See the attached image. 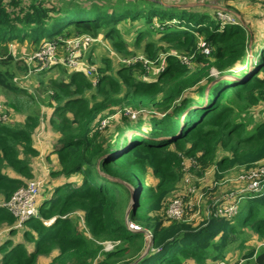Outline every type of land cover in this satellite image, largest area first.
Wrapping results in <instances>:
<instances>
[{"label": "trees", "instance_id": "1", "mask_svg": "<svg viewBox=\"0 0 264 264\" xmlns=\"http://www.w3.org/2000/svg\"><path fill=\"white\" fill-rule=\"evenodd\" d=\"M218 13L169 16L157 0H0V91L6 109L24 118L0 122V232L19 231L21 239L3 238L0 264H38L40 257H52L49 264H215L246 250L250 233L264 241V191L245 194L232 219H191L195 209L183 220L166 217L184 180V158L197 164L190 170L197 178L213 169L215 183L264 163V121L252 113L245 122L232 108L239 102L248 112L264 102V37L256 41V30L240 22L223 25ZM99 36L132 63L115 66L109 55L98 54L96 84L57 64L44 70L56 77L32 74L39 94L14 81L34 65L15 57L12 42L36 52L48 42L64 49L70 39ZM140 56L143 61L134 59ZM214 68L221 78L238 80L209 79ZM45 105L58 138L57 168L39 215L16 229L2 205L34 178L40 153L33 143ZM126 111L137 119L123 114L124 128L105 135L101 124ZM129 186L138 202L127 216ZM216 189L202 190L212 212L224 203L223 196H212ZM105 242L119 245L107 252ZM243 259L264 264V248L247 249Z\"/></svg>", "mask_w": 264, "mask_h": 264}, {"label": "rangeland", "instance_id": "2", "mask_svg": "<svg viewBox=\"0 0 264 264\" xmlns=\"http://www.w3.org/2000/svg\"><path fill=\"white\" fill-rule=\"evenodd\" d=\"M80 1H83V0H80ZM257 0H255L256 2ZM195 2H197L195 0ZM255 2H251V4L247 5L248 7V11L249 13H257L259 12L260 8L261 7H264V0H260L259 2L255 3ZM187 3V2H185ZM258 7V8H257ZM161 13H164V14H167L169 16H177V17H180L182 16V14L177 10V9H169V8H166V7H161ZM223 13H226V14H229L228 11H225V10H222V9H219V13H218V17H219V14H223ZM256 15V14H255ZM224 16H228L231 18L232 21H235L237 20L236 19V16L233 14H229V15H225ZM219 20L223 23V25H227L225 22H229V19H220ZM238 24V22H237ZM140 27V25H137ZM127 27V26H126ZM128 27H130L128 25ZM127 27V28H128ZM258 29V28H257ZM260 31H262L261 29H259ZM263 32V31H262ZM101 36H99L97 39H99ZM254 37H257V40L258 41L260 39V37L258 36H254ZM133 36H130V40H133ZM95 39V40H97ZM241 41H243V38L241 36V38H239ZM202 38L199 39V41L201 42ZM16 43L18 44V42H12L11 43V50L15 53V54H18V50H25V51H29V47L27 44H19V47L16 46ZM50 44H53V45H56L57 46V49H58V57L62 60L65 58L66 56V52L64 49H61V47L57 44V43H51V42H48ZM46 43V44H48ZM93 43H96V42H93ZM93 43H89L88 47L86 48V50H84L83 52L87 51L86 53H88V56H86V54L83 56V60L86 61L87 63H90L92 61H95L96 64H94L93 66H96V68L99 66V60L98 59L100 57V55L98 54H105V55H109L110 58L112 60H114L116 63H114L115 66L119 65L120 63L122 64V61H125L124 58H119L115 52L112 51V49L110 48V46L105 43L104 41H101V48L99 47H92L91 45ZM248 43V42H247ZM257 43V42H256ZM46 44H42V46L39 48V50L37 51H40L42 48L45 47ZM252 44V43H251ZM205 45H202V48H204ZM65 47V46H64ZM23 52V51H22ZM90 53V55H89ZM206 53H208V51H206ZM91 56V57H89ZM98 56V57H97ZM249 57L251 58V55H249ZM89 58V59H88ZM92 58V59H91ZM136 60H140V61H143V58L142 56H140L139 58H134ZM26 60V59H25ZM181 60L183 61V63L186 62V58L181 56ZM128 61V60H126ZM133 59L132 60H129V63L131 62L132 63ZM135 62V60H134ZM31 65H34V67H32V72L35 71V73H30L28 74V76H26L25 74L24 75H19L16 77V79L18 80V84L19 86L27 89V90H30L31 92L33 93H36V94H39L37 90H35V88L33 87L36 81L35 77L32 75V74H38V75H42L41 73L44 71V70H41V71H37L39 69L38 67V64L35 63L33 64V61L30 62ZM59 64H62V63H59ZM117 64V65H116ZM64 65V64H62ZM164 65V63H162V66ZM65 66V65H64ZM244 66V71H246L248 68L244 65V64H241V63H238L237 64V67L240 69ZM34 68V69H33ZM68 68V67H67ZM150 68V73L152 72H158V69L157 68H153L152 66L149 67L148 66V69ZM69 69V68H68ZM160 69V68H159ZM71 70V69H69ZM72 72L74 70H71ZM241 71V70H240ZM238 71V72H240ZM242 73V72H240ZM43 74H46V76L48 77H51V76H54L56 77L57 75H55V72H51L50 70L44 71ZM97 74H98V69H97ZM97 77V76H96ZM262 78H264V74L261 75ZM209 79L212 78V79H229L231 81H234L238 78H235V77H228V76H224L221 78V75H220V72L218 70H216V68H214L213 70H211L210 72V76L208 77ZM192 81V80H190ZM196 89V87L194 89H192L191 91H194ZM1 93V92H0ZM4 96L5 94L2 93ZM2 98L3 96L0 95ZM46 97V95H44L43 99ZM5 98H7L5 96ZM239 102H235L234 105H232V108L235 109V111L237 112V115L240 116V119L245 121V122H250V119L249 118H252V113L253 114H256L258 115L257 118L259 121L263 120V116L260 114V107L257 106V108L249 110L248 112L247 111H242V108H240L239 106ZM49 112H50V109L48 108V106H42L40 108V114L39 116L41 117V124L39 126V129L37 130L36 134L35 135H40L41 136V142H45V143H48L49 141L52 143V140L54 138V136L56 135L55 132L51 129L50 127V122H49ZM123 114H125L126 116H130L132 119H134L136 117L137 119V115L138 113L133 114L130 112V111H126V112H119L118 114H114L111 116V118L109 119H106L107 121H104L106 123V128H104V133L105 135H109V134H112V133H115L116 130L120 129V128H124V123H123ZM135 115V116H134ZM149 115H147L146 113H144V116L145 117L144 119H147ZM255 116V115H254ZM135 119V120H136ZM22 116H19L18 115V123H21L22 122ZM253 125L251 127H249V130L253 129ZM45 156V153L43 155V158ZM183 160H185L187 162V164L185 166H188L189 168V173H188V176L191 177V183L190 185L191 186H187L185 184V182L183 181L180 185H179V188L177 189V191L175 192L174 196H173V199L170 201V204L176 200V199H182V200H186V201H189L191 203L193 202H197L199 196L201 194H203L202 190L204 188H207V187H210V188H214L216 187L217 189V192L215 193H212V196L213 197H221L223 196L224 198L229 196L230 194H235L237 193L240 189L242 190L244 188V183H240L238 178L244 173V171H241L240 170H235V171H232L230 173H228L225 177L224 180H222L221 182L219 183H215L214 180H215V177H214V170L212 169L211 171L207 172L205 174V176L203 178H197L195 176V174H193L190 170L193 168V166H196L194 165L192 162H188L189 161V158H184ZM41 162V160H39ZM264 163H262L261 165H263ZM185 166H183V172L185 174V171H184V168ZM46 168H48L49 170H51L52 168H54L53 166H47L45 165ZM258 170L255 171V173H257ZM39 175L35 176V179H43L45 182H46V185L44 188H42L43 190H41L42 192L41 193H44L46 191H48V186H47V180H45L44 178H36L38 177ZM46 177V176H45ZM34 179V178H33ZM32 179V180H33ZM30 180V181H32ZM28 181L27 184L30 182ZM150 182V181H149ZM152 182H156V180L153 178L152 179ZM151 183V182H150ZM24 188V187H23ZM189 189H195V193L193 194H190L189 193ZM43 195V194H42ZM41 195V197H42ZM230 197H234L235 199L236 198V195H230ZM209 200H210V196L207 195V198L204 196V198L202 200H200L198 202V206H199V211H203L205 210L208 205H209ZM39 205H40V198H39ZM197 221H200V220H197ZM196 223V222H195ZM80 225H81V228H82V231L85 232L86 234H88V231H87V226L85 225L84 221H80ZM8 234V233H7ZM18 234H19V231L15 232L14 234H11V235H7L5 236L4 235V241H6L8 238H10L14 243H15V239L18 237ZM251 235V239L250 241H248L246 243V250H235L234 252H232L228 257H227V261L226 263L227 264H237V263H240V264H245L247 261H244L243 259V256L244 254H246L247 252V249H250V248H264V241L260 240L259 237L255 234H252L250 233ZM106 243V242H105ZM104 244V243H103ZM52 260V257L51 258H45V257H40L39 260H38V264H49ZM219 263V262H218ZM187 264H196L195 261H188ZM208 264H212V263H208ZM216 264V263H215Z\"/></svg>", "mask_w": 264, "mask_h": 264}, {"label": "built area", "instance_id": "3", "mask_svg": "<svg viewBox=\"0 0 264 264\" xmlns=\"http://www.w3.org/2000/svg\"><path fill=\"white\" fill-rule=\"evenodd\" d=\"M224 14L229 15L226 13L219 14V18L229 19V22H225L227 25L237 24V20L232 21L230 17L224 16ZM98 41L99 39L94 40L91 39L90 37L74 38L65 41L64 50L66 52V56L62 60L58 57L57 46L49 43L46 44L45 47L42 48L40 51H36L31 61H37V64L40 65L37 71L45 70L47 68H50L51 66L62 63L71 70L85 73L86 77L93 79V82L96 84L98 81L96 77L97 68L83 60V56H84L83 51L86 50L89 43L98 42ZM122 64L127 65L129 64V61L126 60L122 61ZM14 81L18 83L17 79H15ZM259 107H260V114L263 116V120L261 121H264V102ZM13 115H15L13 111L6 109V107L3 104H0V122L2 123L15 122ZM105 126L106 123L103 122L101 124L100 129L105 128ZM36 138L38 141L40 140L41 136L37 134ZM188 162H192L194 165H196L195 167H197V164L195 163L194 160L189 159ZM186 164L187 162L183 160V166H185ZM256 170H258L257 173H255ZM184 171L185 174L183 181L187 186H191L190 185L191 177L188 176L189 173L188 166H185ZM238 180L240 183H244L245 185L242 190L240 189L237 193L230 194V195H236L237 199H235L234 197H230V195L225 197L224 203L221 206H219L215 210V212H212L208 207L203 211H199L198 202L202 200L205 196L204 194H201L197 202H193V203L182 199L174 200L166 209V217L172 221L183 220L186 214L192 212V210L195 209L196 213L192 216L191 219H198L200 218L201 214H203L205 218L211 215L226 219L234 218L238 214L240 203H242L243 196L245 194L264 191V164L259 165L257 168L253 170L244 171V173L238 178ZM44 183L45 182L43 180H38V179H34L30 181L24 188L16 192L9 201H7L2 205V207L8 210V212L11 213L17 220V224L15 226L16 229H21L28 219H30L33 216L37 217L39 215V197L41 194V190L44 187ZM189 193L190 194L195 193V189H189ZM130 228L135 231L139 229L138 227H135L133 225H131ZM7 233L8 230L0 232V243L4 238V235H6ZM103 245H104V250L109 252L114 250L119 245V243L106 242ZM0 260H1V255H0ZM216 264H227V263L219 262Z\"/></svg>", "mask_w": 264, "mask_h": 264}, {"label": "crops", "instance_id": "4", "mask_svg": "<svg viewBox=\"0 0 264 264\" xmlns=\"http://www.w3.org/2000/svg\"><path fill=\"white\" fill-rule=\"evenodd\" d=\"M157 1L158 3H160L161 7L163 6L169 9H177L181 14L196 13V14H210L211 15L216 12H219V9L228 11L229 14L231 15L234 14L236 16L237 22H240V24H242L245 28H251V29L253 28L254 30H256V32L258 33V37H260V39L261 37H264V7H261L259 12L254 13V15L253 13L247 12L248 11L247 5L251 4V2L252 3L255 2V0H196L197 2H195V0H157ZM259 1L260 0H257L255 3ZM259 29H261L263 32L260 31ZM101 41H104L102 36L99 38L98 42L93 43L91 46L96 47V48L97 47L101 48L102 47ZM16 46L19 47V44L16 43ZM86 52L87 51H85L84 53L86 54V56H88V53ZM13 54L15 55L17 59H26V62L30 64V62H32L31 59L33 55L35 54V52L33 50L25 51V50L19 49L18 54H15L14 52ZM2 93L3 92L0 93V95L3 96V98L0 96V104H3L5 106L6 98ZM50 115H52V112H49V118H50ZM13 117L15 121H18V115L15 114L13 115ZM22 119H23L22 120L23 122L24 118L22 117ZM57 139H58L57 135H55L52 140V143L50 141L48 143H45L44 141L41 142V138L40 140L34 141L33 143L34 147L40 153L39 159L35 165L34 179H35V176L39 175L36 178H44L45 180H47V186H48L47 188L48 191L41 193V195L42 194L43 195L42 197L40 195V201L41 199L44 200V198L49 195V190L51 189V186L49 185V181H50L49 174L52 169L57 168L56 154H53V150H54L53 146L55 142L57 141ZM44 153H45V156L43 158ZM39 160H41V162ZM45 165L53 166L54 168L49 170L48 168L45 167ZM241 171H243V169H241L240 172ZM45 185H46V182H45ZM17 238L20 239V237H17Z\"/></svg>", "mask_w": 264, "mask_h": 264}, {"label": "water", "instance_id": "5", "mask_svg": "<svg viewBox=\"0 0 264 264\" xmlns=\"http://www.w3.org/2000/svg\"><path fill=\"white\" fill-rule=\"evenodd\" d=\"M251 58H252V56H251ZM248 79H249V75L245 78V80H248ZM236 80H238V79H236ZM209 90H210V87L207 89V91L209 92ZM121 183H123V182H121ZM129 190L131 192V208L128 210L127 216L130 214L131 210H133L135 208V204L138 202V196H137V193H136L135 189L134 188H131L129 186ZM136 231H140V229H138ZM149 248H150V245L147 248V250L144 253V255L148 253Z\"/></svg>", "mask_w": 264, "mask_h": 264}, {"label": "bare ground", "instance_id": "6", "mask_svg": "<svg viewBox=\"0 0 264 264\" xmlns=\"http://www.w3.org/2000/svg\"><path fill=\"white\" fill-rule=\"evenodd\" d=\"M49 44V43H48Z\"/></svg>", "mask_w": 264, "mask_h": 264}]
</instances>
